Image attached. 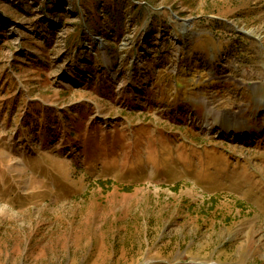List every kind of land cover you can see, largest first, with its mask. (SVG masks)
Segmentation results:
<instances>
[{"label":"rangeland","instance_id":"obj_1","mask_svg":"<svg viewBox=\"0 0 264 264\" xmlns=\"http://www.w3.org/2000/svg\"><path fill=\"white\" fill-rule=\"evenodd\" d=\"M0 264H264V0H0Z\"/></svg>","mask_w":264,"mask_h":264}]
</instances>
